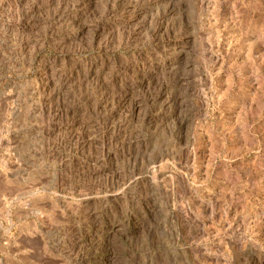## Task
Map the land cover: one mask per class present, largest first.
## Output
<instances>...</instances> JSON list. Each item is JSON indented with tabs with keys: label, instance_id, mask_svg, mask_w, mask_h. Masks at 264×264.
Listing matches in <instances>:
<instances>
[{
	"label": "rangeland",
	"instance_id": "374dc122",
	"mask_svg": "<svg viewBox=\"0 0 264 264\" xmlns=\"http://www.w3.org/2000/svg\"><path fill=\"white\" fill-rule=\"evenodd\" d=\"M0 264H264V0H0Z\"/></svg>",
	"mask_w": 264,
	"mask_h": 264
}]
</instances>
